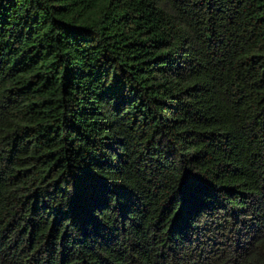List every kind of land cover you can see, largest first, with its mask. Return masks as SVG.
Masks as SVG:
<instances>
[{
  "label": "trees",
  "instance_id": "1",
  "mask_svg": "<svg viewBox=\"0 0 264 264\" xmlns=\"http://www.w3.org/2000/svg\"><path fill=\"white\" fill-rule=\"evenodd\" d=\"M0 264H264V0H0Z\"/></svg>",
  "mask_w": 264,
  "mask_h": 264
}]
</instances>
